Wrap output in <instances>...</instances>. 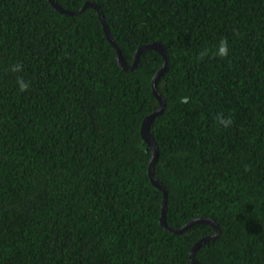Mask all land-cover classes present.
<instances>
[{
    "label": "trees",
    "instance_id": "16d2710c",
    "mask_svg": "<svg viewBox=\"0 0 264 264\" xmlns=\"http://www.w3.org/2000/svg\"><path fill=\"white\" fill-rule=\"evenodd\" d=\"M54 1L98 6L127 65L164 47L150 133L167 226L216 223L201 264H264V0ZM163 63L123 71L91 8L0 0V264H192L215 229L161 227L141 135Z\"/></svg>",
    "mask_w": 264,
    "mask_h": 264
},
{
    "label": "water",
    "instance_id": "95a60500",
    "mask_svg": "<svg viewBox=\"0 0 264 264\" xmlns=\"http://www.w3.org/2000/svg\"><path fill=\"white\" fill-rule=\"evenodd\" d=\"M48 2L58 13L65 15V16H71V17L79 15L80 13H82L83 11H85L88 8L93 9L99 16V19L101 21V24H102V27H103V30L105 33V36H106L107 40L109 41L110 45L115 50L116 60L118 62L119 67L123 71H126V72L133 71L137 67L141 55L147 51H155L156 53H158L163 58V61H164L163 67L154 76V78L152 80V85H151L153 95L155 96V98L159 102L160 107L157 111H155L154 113H152L151 115L147 116L144 119L142 127H141L142 138L145 141L149 150L151 151V156H152L150 164H149V168H148V177H149L152 185L155 188H157L163 195V201H162L161 212H160V225L163 229H165L166 231H168L174 235H181V234L187 232L193 226L198 225V224L210 225L215 229V235L214 236L201 239L200 241H198L194 245V247L190 251L191 263L192 264H201L194 259L195 253L197 252V250L202 245L209 243L211 241H214L218 237V235H219L218 226L212 220H208L206 218H197V219L190 221L188 224H186L181 229L174 230V229L169 228L167 226V222H166L167 192H166L164 186L154 177V168H155V165H156L157 160H158V148H157V145L154 141V138L152 137V135L150 133V127H151L152 122L158 116H160L165 109V102H164L163 97L161 96V94L157 90V84L160 81V79L164 76V74L166 73V71L168 69L169 57H168L166 50L158 42L144 45L137 50L134 62L131 65H127V63L125 62V60L122 57V54H121L119 48L117 47V45L115 44L114 40L112 39V37L109 33L106 22H105L104 18L102 17V15L100 14L98 6H96L94 3L88 2L81 9H79L77 11H67V10L62 9L58 4H56L54 0H48Z\"/></svg>",
    "mask_w": 264,
    "mask_h": 264
},
{
    "label": "clouds",
    "instance_id": "9594fccd",
    "mask_svg": "<svg viewBox=\"0 0 264 264\" xmlns=\"http://www.w3.org/2000/svg\"><path fill=\"white\" fill-rule=\"evenodd\" d=\"M228 53V45H227V41L226 40H220L217 48H216V54L220 57H224L226 56ZM220 123L225 124V126H227V123H230V121L225 122L223 120L220 121Z\"/></svg>",
    "mask_w": 264,
    "mask_h": 264
}]
</instances>
